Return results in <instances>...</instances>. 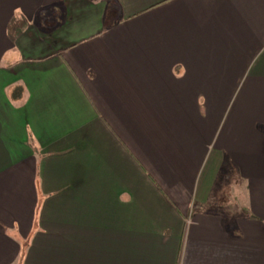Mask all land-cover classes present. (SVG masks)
Here are the masks:
<instances>
[{"label": "crops", "instance_id": "crops-1", "mask_svg": "<svg viewBox=\"0 0 264 264\" xmlns=\"http://www.w3.org/2000/svg\"><path fill=\"white\" fill-rule=\"evenodd\" d=\"M0 264H264V0H0Z\"/></svg>", "mask_w": 264, "mask_h": 264}]
</instances>
